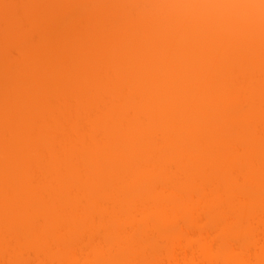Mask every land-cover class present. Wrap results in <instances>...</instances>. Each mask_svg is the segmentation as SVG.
<instances>
[{
  "label": "rangeland",
  "instance_id": "374dc122",
  "mask_svg": "<svg viewBox=\"0 0 264 264\" xmlns=\"http://www.w3.org/2000/svg\"><path fill=\"white\" fill-rule=\"evenodd\" d=\"M169 4L174 7V10L178 11L177 14L174 11H166ZM194 4L195 6L191 3L189 4V0H0V169L3 168L5 171V175L2 178L3 181L0 179L2 181L1 185L6 181H10L8 188L11 190H15L16 187L20 188L18 185L23 183L34 184L33 187L35 188V184L41 182L42 178H48L52 172L57 171L53 166L57 164L56 160H59L58 154L63 149L64 144H61V137L64 131L58 126L59 121L56 119H60L67 111L74 113V111L83 110L87 105L88 100L81 98L83 95V93L80 94L81 91L71 99L70 88L74 84L81 85L85 83L87 65L94 68L93 72L103 68L111 71L113 65H115V60L111 59L114 54L111 56L109 54L111 53L110 45L113 46L114 44L116 45L114 50L116 56L121 59L135 57L138 63L135 69L125 67V71L123 70L126 72L124 78H126L127 84L123 82L125 88L122 92H118L122 100L124 99L123 102L116 101L117 103L120 102V104L118 103L119 106H116L117 104L115 105V103L113 105H111L112 103L110 104L114 109L121 107L120 110H123V112L120 111V114L115 110L112 111L113 114L110 113L112 115L115 114V116L118 115L116 116L118 119H114L115 116L111 117L109 113L108 115L106 110L110 106L107 103L111 100L113 101L115 97L117 99L119 96L117 97L116 94L112 95V92L107 93V85L93 86L99 91L97 97L101 96L100 98L103 99L99 98L101 101L97 99L99 103L94 99L97 106L95 104L93 108V101H91V107L88 112L92 110L91 114L93 116L95 113H98L96 117L101 116L99 119L94 116L99 121L93 116H90L91 118L88 116L86 124L88 125L89 133L95 131L94 135L99 140L98 142L94 136L93 140H96V142H92L95 145L97 143V147L100 146L101 148L99 147L98 149L95 146V149L93 147L94 144H92L91 147L87 146L83 149L87 148L84 151L89 157L90 151L88 148L93 147L92 149L100 150L103 145L104 147L109 145L108 148L111 145H119L125 147L127 152L125 151L123 154L129 157L131 151L130 141L132 143L139 142L142 147L140 148L138 159L136 157L134 159L130 158L132 164L128 166V172L124 174V181L121 184L123 187H118L119 190L121 188L120 191H117L120 194H115L113 190L114 194H108V197H113L114 195L113 198H110V201L114 199L116 202H114V206L117 207L112 209V211L110 210L111 214H109L110 211H108L109 215L104 214V221L107 218L109 219V217L111 219L113 216L114 222H117L118 219L121 221L125 220V215L123 214L126 211L123 210H126L128 208L126 204L133 200L135 187L142 190V192L138 190V194L142 193L140 196H150L154 180L151 179V173H159L160 171H155V168L159 165L165 168L169 167L168 170L163 171L164 174L161 177L160 175L159 177H154L164 182L165 185L167 184L166 187L169 188L167 192L175 186V182H180L184 188L182 195L186 194V196L176 199H174L175 197H169L167 201V203L174 205L175 209H177L172 213L177 217H173L172 222L169 224L170 230L174 232L185 223V221L181 220L185 211L181 212L180 215V210H178L180 205L182 206V203L189 202L191 198H198L199 194L204 190L205 182H208L209 179L215 185L221 186L226 181L225 171L232 165H234L235 171L234 174L228 177L226 190L223 188L215 190L216 193L213 196L217 198L215 201L217 205L212 212H207V214L206 212L200 213L203 220L200 221L199 228L194 230L195 233L198 234V238L202 239L216 237L217 230L225 222H220L219 224L208 222V220H205V214L207 216L210 215V217L217 216L220 209L229 207L233 211L230 212L228 222H232L241 208L240 194L244 195L242 198L244 201H249L252 204L251 207L252 209L254 208L252 211H258L259 206H257L258 204L254 205V203L261 195V192L255 187V182L257 178L264 179V157L259 159L261 152H264V64L257 66L256 61L264 58V0H196ZM173 16L179 18L182 29L187 28V30L180 31L182 34L181 42L185 47L181 49L180 54H177L174 61L175 67H165V63L155 44L160 43L158 39L165 38L163 43L167 42L168 33L169 36L173 33L172 25L175 22L171 23ZM152 25L155 26L154 30L151 29L152 33L144 31L148 29V26ZM189 26L197 28L194 29ZM190 35L196 37V41L192 43L198 49H204V42L209 40L210 43L206 47L208 52L211 55L218 53L223 56L218 67L224 73L212 75L214 63L211 62L209 67L204 68L206 77L197 79L196 62H193L195 59L191 54V46L187 45ZM137 40L141 41L140 44L143 43L144 48H140V51L135 48L136 50L133 51L132 47L134 46L132 43ZM128 53L132 54L129 55ZM68 56L73 59H68ZM229 66L231 67L230 70ZM145 68L149 69L145 80L141 78V81H139L140 79L136 80V83L133 80L134 74H130L133 72L131 70L142 69L143 71ZM173 71L182 73V77L172 81L170 75L173 74ZM225 71L227 74H234V76H228L229 79L226 78ZM159 76L162 77V80ZM166 76L169 77L167 78ZM146 79L147 82L149 81L146 83L148 88L144 89L142 84L145 83ZM125 80L123 79V81ZM175 82L178 87L174 88L176 90L173 96H170L169 94L172 95V92L168 93V89L170 87L169 90L171 91L173 85H176ZM133 83L137 87L133 86ZM227 84L234 91L241 92V95L244 94L242 95V98H244H241L242 100L240 101L241 105L240 103L234 107L226 105L225 92L228 91ZM126 85H130L132 88L128 89ZM139 85L142 87L140 88ZM126 88L128 91H125ZM51 90L55 91L53 99L50 95ZM206 90L210 91V93L208 94ZM145 91L149 92L150 95L145 94ZM156 93L158 94L157 96L155 95ZM104 94L106 98H110L104 99ZM246 95L251 98H247ZM251 95L253 97L256 95L257 97L254 99ZM158 97L160 98L159 103L162 101V105H160L164 109L169 107H167L170 104L169 102L175 101L172 110L173 115H171L172 121L169 122L170 119L167 118L164 109L161 108L162 111L159 110L158 107L160 105H157L158 102L157 104L155 103ZM210 99L212 101L213 99L216 100L218 105L222 106V115L220 113H217L219 115L215 114L216 108ZM124 101L126 102L124 103ZM142 102L147 103L149 106H145L146 104ZM137 103L139 107L142 104L145 107L139 108ZM145 108L149 110L148 113L150 112L148 115L144 113L146 111H144ZM42 109H46L44 114ZM141 109H143L145 115L141 113ZM102 112L107 115L106 118H113V121L110 120L111 122L117 120V123L111 124L108 119H105V116H102ZM229 113L232 114L235 121H237L236 123H238V125H235L236 123L234 122L235 126L231 129H228L224 120ZM44 117L48 119L52 117L55 120L43 122L42 119ZM102 120L105 126L107 124L106 127L103 125L105 128L102 127ZM105 120L108 122L105 123ZM97 122L101 123V125ZM97 124L101 127H98ZM119 124L123 126L121 125V128L117 127ZM156 124H160V126ZM109 126L112 127L109 128ZM156 127L159 128L155 129ZM119 128L122 131L119 134L117 133V136L116 134L114 135L115 132L113 131L116 130L117 132ZM106 129L110 133L107 134ZM151 130L155 131L157 136H151L152 139H149ZM105 134L110 136V138L105 136ZM218 134L219 142L217 141L218 139H215L216 141L213 140L215 135L218 136ZM199 135L200 140L195 141L194 136ZM23 137L27 139L26 143L20 141ZM104 137L109 138V140L104 139ZM193 140L197 145L196 148ZM20 142L27 149L24 154H21ZM243 144L248 150L244 149ZM50 146L55 151L56 157L50 165L49 163H40V155ZM77 149H75L76 154L83 150L81 147ZM103 149H107V146ZM245 150L247 152H244ZM84 151L79 154H83L86 157L87 155L84 154ZM83 155L82 157H84ZM22 156L24 159H22ZM88 157L86 158L88 159ZM91 157L92 155H90L89 159ZM79 158L76 161L74 160L77 167H75L74 162L73 165L70 164L72 168L73 166L77 168L74 174V176H77L76 178L79 177V174H83V170L86 168L82 166L84 162L81 156ZM87 159L85 162L91 161L93 163L92 160L88 159L87 161ZM111 161H107L110 163L101 166L103 168L100 167L101 170H110L109 168L114 165L113 163L111 165ZM70 165L68 166L69 170H67L69 172ZM91 165H93V167L91 166L93 169L94 164ZM118 166L122 169L125 168L119 163L116 164V167ZM33 171L39 174L38 177L34 178V181ZM41 172L43 173L41 174ZM69 172L68 174L73 173ZM84 172L86 173L85 170ZM93 172L92 175H87V178L89 176L94 177L93 174L95 175V173ZM239 172H241L242 177L238 181L243 184L242 188L245 187L243 193L238 191L236 176ZM29 173L32 174L28 176L27 174ZM85 173L82 176L80 175L81 178L86 175ZM98 176L97 178L101 175ZM81 178L77 180L79 181ZM89 179L93 178L90 177ZM262 180L260 185L264 187V180ZM105 182L106 180H102L103 184ZM178 185L181 187L180 184ZM103 188L105 189L102 186L101 189ZM101 191L106 192L104 190ZM112 191L109 190V192ZM74 193L79 195L82 193L78 185L74 189ZM107 193H101V199L100 197L98 198L100 200L104 199L102 195L106 197ZM145 194L147 195L145 196ZM36 197L37 193L33 190V201H35L33 206L40 207L37 204ZM108 197L103 201L108 199L107 201L109 202ZM84 198L82 197L78 201L81 207L86 206L85 202L87 201ZM221 199H225L222 204L220 203ZM262 200L261 203L264 204V198ZM103 201L100 202V205ZM107 201L103 203V207L105 204L107 205ZM139 203L133 211L137 216L136 220L141 222L135 221L134 224H159L161 220L158 218L159 216H156V213L155 215L153 213L148 214L144 221L141 219L146 214L142 211L141 203ZM112 204L113 202H110V205ZM263 204L262 206H264ZM256 206L257 208H255ZM81 207L77 209V213L72 210L67 211L62 218H66L69 214L74 215L78 219H80L79 216L81 215L88 216V213L85 215L81 214L87 212L85 209L83 211ZM115 209L118 211H115ZM263 210L259 211V216L262 217L260 221H264ZM113 211L117 215L119 213L118 216L120 217L116 218V214ZM98 215L101 217L97 213V219H99ZM57 216H60V214ZM8 217L12 219V214L8 213ZM109 222H111L110 228L113 226L116 228V224L119 221L116 224L112 221ZM255 224L247 233H250L249 235L254 234L253 238H257V241L254 239L255 241L252 242L249 235L244 233L248 235L251 242L247 243V246L251 249L250 255L244 257L249 264L261 262L254 244L258 242V236L256 235L264 237V224L260 222L263 226L259 225L263 230H260ZM0 225L6 226L5 221L1 222ZM254 226L257 230H253ZM113 230H115L114 227L111 231ZM145 230L150 233L148 229ZM22 231H25V228ZM94 233L97 234V238L94 236L97 240L91 237V239L94 238L92 240L93 243L98 241V238L102 235L99 230L97 233L94 231ZM59 239L51 241L46 235L42 238L35 236L21 239L13 238V250L8 252L11 260L7 264H17L20 261H22L20 264H67L66 258L71 253H77L80 259L89 257L93 260L95 258L94 253L80 246L83 242L71 243L72 247L65 250L64 247L66 245L56 242ZM38 242L43 244L37 249ZM215 242V246L221 245L219 249H221L222 253L218 258L219 263L230 264L232 257L229 255L228 248L224 247L218 240ZM101 243L104 244V240ZM98 244L96 243L95 245ZM231 245L234 246V243L232 242ZM40 249L42 250L40 251ZM187 253L199 264H208L207 258L199 256L195 249L187 246ZM126 254L128 253H124V257L120 255L113 256L112 259L115 264H121L123 260L129 258H126ZM176 255L177 257L183 256L179 252H176ZM16 257L19 259L18 262H16ZM179 264L189 263H185L184 260L180 259Z\"/></svg>",
  "mask_w": 264,
  "mask_h": 264
},
{
  "label": "bare ground",
  "instance_id": "6f19581e",
  "mask_svg": "<svg viewBox=\"0 0 264 264\" xmlns=\"http://www.w3.org/2000/svg\"><path fill=\"white\" fill-rule=\"evenodd\" d=\"M194 2L196 3V0H189V4L191 3L193 6H195ZM191 8H193V7H191ZM197 9H199V8H197ZM167 10L171 11V12L174 11L175 14H177V12H178L176 9L174 10V7L170 6V4L166 8V11ZM189 15L192 16V14H190V13H189ZM196 15H198V14H196ZM154 17H155V15H154ZM173 17H172V21H171V23L173 21H175V22H173V25H172V29H174L173 33L170 36L168 33L167 42L163 43L165 40V38H164V39H158V42H160V43L155 44L157 46V48H156L157 51L160 52V56L163 59V62L165 63V67H175L174 61L177 57V54L181 51V49L183 47H185L184 44L181 42V35L182 34L180 33V31L187 30V28L182 29L180 26L181 22L179 21V18H176V16H173ZM189 19H191V18H189ZM189 27L194 28V29L197 28L195 26H189ZM151 29L154 30L155 26L154 25H152L150 27L148 26V29L144 30V31H147L148 33H152ZM188 39H189V43L187 45L191 46V54H192V57L195 59V60H193V62H196V67H197L196 68V71H197L196 77H197V79H203L206 77V72H205L204 68L209 67V63H211V62L214 63V70H213L212 75L213 74L219 75L221 73H224L221 70V68L218 67L219 62L223 58V56L221 54H218V53H215V55H211L208 52L206 47H207V44L210 43L209 40L204 42V49L203 48L198 49L196 46H193V43H192L193 41H196L195 40L196 37H194V36L192 37L190 35ZM204 40H206V38H204ZM140 43H141L140 40L134 41V43H132L134 46V47H132V50L135 51L137 49L138 51H140V48L143 49L144 48L143 43L142 44H140ZM110 46H111V48H110L111 53L109 55L111 56L112 54H114L111 56V59L113 61L115 60L114 61L115 65H113L111 71L109 69L105 70L103 68L101 70H97L96 72H93L94 68L89 67V65H87V68H86L87 73L85 75V79H86L85 83H83L81 85L74 84L70 88L69 92H70V96H72L71 99L73 98V96H77L81 91L80 94L83 93L81 98H85L86 100H88L87 105L83 108V110H80L77 112L74 111V113L71 111H67L61 116L60 119H56L59 121L58 126L62 129V131H64L62 134V137H61V144H64L62 147L63 149H61L60 153L58 154L59 160H56L57 164H55V166H53L56 168L57 171L52 172L48 176V178H42L41 182H39L38 184H35V188L33 187L34 184L28 185V184L23 183V184L18 185L20 188L16 187L15 190H11L8 188V183H11L10 181H6L5 183H3L1 185V182L3 181L2 180L3 175H5V171L3 170V168L0 169V179L2 180V181H0V223L5 221V225H6V226L0 225V264H7V263H9V260H11V259H9L11 257L9 256L10 254H8V252L9 251L11 252L13 250V248H12V239L13 238L21 239V238H28V237L31 238L33 236H35L37 238H42L44 235L49 237L51 241H54L57 238H60L59 240L62 242H60L59 240H57L56 242L57 243L59 242V244L62 243L63 245H66L64 247L65 250H68L72 247L71 243L83 242L84 245L81 243L82 245L80 244V246H83L84 249L94 253V255H95V258L93 260H91L89 257H86L84 259H80L77 253H71L66 258L67 264H115V261L112 259L113 256H119L120 255L121 257H124V253H128V254H126V258L127 257H129V258L123 260V262H121V264H179L180 259L184 260L185 263L199 264V262H196L192 256L188 255L187 246L195 249L199 256L207 258L208 264H220L218 258H219V255L222 253L220 251L221 249H219V247H221V245L215 246L216 240L220 241L224 247L228 248L229 255L232 257L230 264H249L247 261H245V258H244V257L250 255L251 249L247 246V243H249L250 240L252 242L255 241L254 239H256V241H257V238H253L254 234L249 235L250 233H247V232H249L252 229L254 223H256L255 225H257L258 227H259V225H261L260 222L264 224V221H260L262 217L259 216V211L263 210V208H264V206H262L263 203H261L263 201L262 198H264V187H261V185H260L262 178L258 179L256 177L257 181L255 182V185H256L255 187L257 188L258 191L261 192V195H259L258 198L256 197L257 200L254 203V205L258 204L257 205V206H259L258 211H252L254 209V208L252 209V207H251L252 204L249 201H244L242 199L244 195L240 194L239 197L241 198V201H242L241 202V208H240V211L237 212V215L233 218L232 222H228V219L230 217V212L233 211V209L229 208V207L220 209L219 214L217 216L210 217V215H208V216L206 215L207 212H212L217 205V203L215 202L217 200V198H215L213 196L216 193L215 190H217L219 188H223L226 190V188H227L226 183H227L228 177H229V175L234 174V171H235L234 167H233L234 165L229 166V164H228V166L230 168L225 171L226 172L225 173L226 181H224L221 184V186L215 185L213 182H210V179H209L208 182L207 181L205 182V187L203 188L204 190L202 191V193L199 194L198 198H196V199L191 198V200L189 202L182 203L183 204L182 206L180 205L178 210H180V215H181V212L185 211L181 217V220L185 221V223L183 226H179L175 230V232L170 230L169 224L172 222L171 220L173 217H177L175 214H172L174 212V210H177V209H175L174 205L167 203V201H168L169 197H171V198L175 197L174 199H176V198H180L181 196H186V194L182 195L183 194L182 191L184 188L182 187L180 182L179 183L175 182V186L169 192H167V190L169 189L166 187L167 184L165 185L164 182L159 181V179L154 178V177H159V175L161 177V175L164 174L163 171L168 170V168H169V167L165 168V167L160 166V165L155 168V171H157V172L160 171L159 173H151V179L152 180L154 179V180L152 182L150 196L147 194H145V196L147 195V197L140 196V194L142 195V193H140V192H142V190H139L138 187H135L134 191H133V195H134L133 200L129 201L128 204H126V205H128L127 206L128 208L126 210L123 208L124 209L123 211H126L123 214V215H125V220L121 221L118 219L119 222L117 220H115L118 222V224H116L117 222H114V216L112 217L113 219L112 218L110 219V217L108 216L109 219L107 218L104 221V219H105V218L103 219L104 214L107 215L109 213L108 211H110V210L112 211V209L117 207V206H114V202H115L114 199H113V201H110V198L112 196L108 197V194L110 195V193H113V191L115 194L116 193L120 194V192H117L119 190L118 187H121V188L123 187L121 184H123V181H124V174L128 172V170H127L128 166H130V164H132L131 159H134L135 157L138 159L139 153H140L139 151L141 150L140 148L142 147L141 143H139V142H133L132 143V141H130L131 151L129 153V157H127L123 154L126 151L125 147H121L119 145L118 146L116 145L117 147L111 145L110 146L111 148L110 147L108 148L109 145H106L107 149H103L106 147V146L104 147V145H103L102 149L98 150L100 146L97 147L98 144L97 143H96V145L94 144L96 142V140H98V139H96V136L94 135L95 131L92 130L93 133H91V132L89 133V128H88V125L86 124L87 117L89 116V118H91L93 116L91 114L92 110L90 112H88L90 107H91L90 106L92 103L91 101H93V104H92L93 105L92 108H93L94 105L96 104V101H94V99L97 100L101 97V96L97 97L99 94V91L97 89H95L93 86L94 85L95 86H101V84L107 85V88H106L107 93L112 92V95L116 94L117 97L118 96L120 97V98L118 97L116 99V97L114 98L112 95H109V96H112L114 98V100L113 101L111 100L110 102L107 101L108 102L107 104L110 105L112 103L111 105H113V103H115V105L117 104L116 106H119L120 102H123V100H124V99L122 100L120 93H118V92H122L125 88L124 83L126 82V80H125L126 78H124V77L126 76L125 75L126 72H124L125 71L124 69H125V67L126 68L130 67L131 69H135V66H137V63H138L136 61L135 57H131V58L128 57V59H127V57L124 59L119 58V56H116L114 53L116 45L113 44V46L112 45H110ZM175 47H177L176 50H175ZM128 54L131 55L132 53H128ZM189 56H190V54H189ZM67 58L73 59L71 56H68ZM263 64H264V58H261L258 61H256L257 66L263 65ZM50 69H51V71H53L52 68H50ZM230 69H231V67L229 66V70ZM131 71H133V72H131L130 74H134L133 80L135 82H136V80L138 81L139 79H140L139 81H141V78L143 80H145V77L149 73V69H147V68L143 69V71H142V69L131 70ZM172 73L173 74L170 75V78L172 81H174L173 79L181 78L183 75L182 73L175 72V71H173ZM161 75H163V74H161ZM165 75H166V73H165ZM226 75H227L226 78H228V79H229L228 76H234V74H232V73L227 74V72H226ZM149 76H150V74H149ZM127 77H128V75H127ZM138 77H140V78H138ZM159 77H161V76H159ZM166 77L168 78L169 76H166ZM196 77H195V79H196ZM123 79L125 81H123ZM161 80H162V77H161ZM148 82H147V79H146L145 83L143 82L144 84L139 82L142 84V86H144V87H142L141 85H139L140 88L141 87L144 89H146V87L148 88V86L146 84ZM176 82H177V80H176ZM176 82H175V84H176ZM126 84H127V82H126ZM133 86L137 87V85L135 83H133ZM179 86H181V85H179ZM126 87L128 89L132 88V87H130V85L129 86L126 85ZM177 87H178L177 84L173 85V88H171V91L169 90L170 89V87H169L168 93L172 92V95L169 94L170 96H173V93L176 90L174 88H177ZM227 87H228L227 88L228 91L225 92L226 93V98H225L226 99V105L229 107L237 106L240 103V101L244 98V97L242 98V95H244V94L241 95V92L234 91L232 89V87L229 86L228 84H227ZM127 88L125 89V91L127 90ZM110 89H111V91H110ZM77 90H79V91L76 93ZM206 92L208 94L210 93V91H207V90H206ZM250 93H249V95H250ZM124 94H126V93H124ZM145 94L150 95L149 92H146ZM50 95L53 99L55 97V91L51 90ZM155 95L157 96L158 94L156 93ZM156 96H154V97H156ZM104 97H105L104 99H106V100H107V98H110V97L106 98V95ZM112 97H111V99H113ZM248 97H250V96H247V98ZM255 97H257V96L255 95L253 98L255 99ZM172 98H174V97H172ZM100 99H103V98H100ZM158 99H159V101H158ZM158 99H156V101L154 100L155 103L157 104V102H158L157 105H160V104L162 105V101H161V103H159L160 102L159 97H158ZM99 100H97V102ZM116 101H120V102H118L119 104ZM210 101L213 103V105L216 108L215 114L219 115L217 113H220V115H222L223 114L222 106L218 105V103L214 99H213V101L210 99ZM125 102L126 101H124V103ZM173 102H169L170 104L172 103V105H170V104L167 105V107L169 106L168 108L165 107V109H164V107L162 108L161 105L158 107L159 110H161V111H162V109H164L165 114L167 115V118L170 119L169 122L172 121L171 115H173L172 110H173V104H175V101H173ZM143 104L140 107L144 108L145 106L148 105L147 103H145L146 105L143 107ZM241 104L242 103H240V105ZM111 105L108 106V108L106 110L107 114L112 113L113 110H115L118 114L121 113L120 111L123 112V110H120L121 107L119 109L118 108L114 109ZM121 105H123V103H121ZM95 106H97V104ZM110 107H112V108H110ZM138 107H139V104H138ZM95 108L97 109V107H95ZM158 108H157V110H158ZM123 109H125V108H123ZM42 110H43L42 113L44 114L46 112V109H42ZM141 110H142V112H141L142 114L146 113L148 115L150 113V112L148 113L149 110H147L146 108L144 109V111L146 110L145 112L143 111V109H141ZM92 113H94V112H92ZM104 113H105V110H104ZM104 113L102 112V114H103L102 116L103 117L105 116V119L106 120L108 119V121L111 122L110 120H112L113 118L112 119L106 118L107 115H105L106 113L105 114ZM112 114H110L111 117L112 116L114 117L115 114L114 115H112ZM96 115H98V113L94 114L95 117H96ZM94 116H93V118H95ZM100 116H98L96 118L99 119ZM116 116H118V115H116ZM108 117H110V116H108ZM115 117H114V119H118L117 117L116 118ZM167 118H166V120H168ZM98 119H96V120H98ZM53 120H55V119H53L52 117L49 119L44 117L42 119L43 122H48V121L52 122ZM103 120L101 121V123H103ZM224 120L226 121L225 124L227 125L228 129H231L233 126L238 125V123H236L237 121H235V119L233 118L231 113H229V115L226 118H224ZM108 121H106L105 123H107ZM114 121L116 122L117 120H114ZM115 122H111V124L112 123L114 124ZM234 122L236 123L235 125H234ZM101 123H98V124L101 125ZM118 123H119V121H118ZM156 123H158V122H156ZM95 124H96V122H95ZM100 125H98V127H101ZM103 125H104V123L102 124V127L105 126V125L104 126ZM119 125L117 127L121 128L123 126L122 124H119ZM156 125L160 126V124H156ZM106 126H107V124H106ZM112 126H109V128ZM120 128L118 129L119 132L118 131L116 132V130L113 131V132H115L114 135L116 134V136H117V133L119 134L122 131V129L120 130ZM158 128L159 127H156L155 129H158ZM107 129H108V127H107ZM107 129H106V132H107ZM101 130H102V128H101ZM147 130H149V129H147ZM104 131H105V129H104ZM104 131H103V133H104ZM151 132L149 133V135H150V137H148L149 139L151 138V136L152 137L157 136L156 135L157 133L155 131L151 130ZM108 133H110V131L107 132V134ZM139 134H140V132H139ZM196 135H198V134H196ZM94 136L96 139L95 141L93 140ZM105 136H108V135L105 134ZM108 137L110 138V136H108ZM198 137H199V139H198ZM218 137H219V134H218V136L215 135L213 140L218 139L217 141L219 142L220 138H218ZM109 138L107 139L106 137H104V139H107V140H109ZM194 138L196 139L195 141H199L200 135L196 136V137L194 136ZM102 139H103V137H102ZM119 139H121V138H119ZM26 140L27 139L25 137L20 139V141H22V143H26ZM100 141H101V139H100ZM195 141L193 140V142H194L193 144L195 145L194 147L196 148L197 145L195 144ZM98 142H99V140H98ZM22 143L20 144V149H21V154H24V153H26L27 149H25V146ZM197 143L200 144L199 142H197ZM92 144H94L93 147L95 149H96V147L98 149L97 150L92 149L93 147L88 148L90 151V153L88 152L89 157H90V155H92V157H91L92 159L91 158L89 159L88 154H86V152L84 151L85 149L87 150V148H85V149H83V148L87 147V146L91 147ZM244 145L245 144H243V146ZM78 147L79 148L81 147L83 149L82 152L84 151V154L87 155L86 157H88L89 160H92L93 163H91V161L89 162L88 159L83 154L82 155L84 157H82V155L79 154L82 152H79L78 154H76L75 149H77ZM244 149H247V148L245 147ZM247 150H245L244 152H247ZM54 152L55 151L52 149L51 146L49 148H46L43 151V153L40 155V163H49V165H50V163L56 157V154ZM79 155L81 156V158L83 159V162H84L82 165L83 168L86 167V168H84L86 173L83 170V174L84 173L86 174L84 176L85 178L84 177L81 178V176L83 175L82 173L79 174L78 178H76L77 176H74V174L77 170V168H75L77 166H76V163L74 162V160L76 161V159H80ZM263 157H264V152H261V156L259 159H262ZM84 158H86L88 162H85L86 159L84 160ZM22 159H24L23 156H22ZM110 160H112L111 165L114 164L112 167L110 166L111 167V168H109L110 170H108V171L101 170V168H102L101 166H104L106 163H110V162H107ZM118 163L122 166H125V168L122 169V168H120V166L116 167V164H118ZM65 164H66V166H65ZM70 164H72V165L74 164L75 167L73 166V168H72V165H70ZM91 164H94L93 169L91 168V166L93 167V165H91ZM69 165H70V172L67 171V170H69L68 169ZM90 169H92L93 171L95 169V171L93 172ZM80 170H82V169H80ZM90 171L95 173L96 177L93 174L94 177L89 176L87 178V175H92V172H90ZM43 172H41V174ZM68 172L69 173L73 172V173L68 174ZM240 173L241 172H239L238 175L236 174L237 175L236 180L238 183V191L239 192L241 191L243 193L244 192L243 189L245 187L242 188L243 184L240 183V181H238V179L240 180L242 177V175ZM31 174L32 173H29L27 175L30 176ZM38 175L39 174H37L35 171H33V181H34V178L36 176L38 177ZM98 175L99 176L101 175V176L99 177ZM97 176L99 178H97ZM90 177L93 179H89ZM79 178H81V180L78 181L77 179H79ZM102 180H106V182L103 184ZM178 184H180L181 187ZM75 185L76 186L78 185V187L81 188L82 193L80 195L78 193H74V189L76 188ZM102 186L105 187V189L104 188L101 189ZM84 188L86 189V191ZM116 188H117V190H115ZM121 188H120V190H121ZM107 189H109L111 191L113 190V191L109 192V190H107ZM33 190L36 191V193H37L36 201H37V204L40 205V207H37V206L34 207L33 206V204L35 202V201H33ZM101 190H104L106 192H103ZM138 190L140 191L139 192L140 194H138ZM201 190H202V187H201ZM107 192H109V193H107ZM101 193H105V194L107 193V196L105 197V195H102V198H104V199H106L107 197L109 198V202L107 201L108 199L105 200V201H107L108 206L106 204H105L106 206L105 205H104V207L102 206L103 203H106V202L103 201L104 199L100 200L101 199V197H100ZM121 194H123V193H121ZM26 195H27V198H26ZM84 196H86V197L84 198ZM82 197L87 201V202H85L86 206L84 205V207L83 206L81 207V205H79V202H78L79 199H81ZM98 197H100V199ZM113 197H114V195H113ZM221 200L222 201L220 203L222 204L225 199H221ZM102 201H103V203L100 205V202H102ZM110 202L111 203L113 202V204L110 205ZM138 202L141 203V204L140 203L139 204L142 206V211L146 214L145 217L144 216L141 217V219H143V221H144V218H147L148 214L153 213L155 215V213H156V216H159L158 218H160V220H161L160 223L159 224H151V225H149L148 223L147 224L144 223L142 225H135L134 224L135 221H140V220H136L137 216H136L135 212L133 211V209L138 206ZM257 206L255 208H257ZM80 207L82 208L83 211H85V210L87 211V212H83L81 214L85 215L88 213V216L87 215H85V216L81 215V216H79L80 219H78L74 215L69 214L67 216L68 218L67 217L62 218V216L69 210H72V211H74V213H77V209H79ZM118 207L120 208V206H118ZM119 208H117V209L119 210ZM125 208H126V206H125ZM117 209H115V211H118ZM111 211L109 214H111ZM201 212H206L205 220H208V222L218 223V224L220 222H222V223L225 222L217 230L216 237L215 236L213 238L209 237L208 239L198 238V234H196L194 230L199 228V226H200L199 223L201 220H203V218H201V215H200ZM263 212H264V210H263ZM8 213L12 214V219H10L8 217ZM97 213L100 214V216H101V217H99V215H98L99 219H97V217H96ZM55 214L56 215L60 214V216H57L58 217L57 218ZM115 214H116L115 215L116 218L120 217V216H118L119 213H118V215H117V213H115ZM256 220H257V222H259V221L260 222L257 223ZM109 221H112L113 223L116 224V228H115V226H113L114 225L113 223H112L113 225L111 224L115 230L111 231L113 227L110 228L111 222H109ZM159 226H162V227H159ZM262 226L263 225H261V227ZM230 227H232V228H230ZM24 228H25V231H22ZM108 228L110 231L108 230ZM263 228L262 229L260 228V230H263ZM97 229L99 230V232L102 233V235H100L99 238H100V240L103 238L101 241L104 240V244L101 243L99 238H98L99 242L96 241L97 240L96 239L97 234L94 233L95 234L94 235L93 232L96 231V233H97V231H98ZM145 229H148L150 231V233H148L147 230H145ZM253 230H257L255 228V226H254ZM244 233H247L251 239L249 240L248 235L244 234ZM101 236H103V237H101ZM256 236H258V242H256L254 244V247L257 248V251H258L257 255L259 257V260L262 262V263L259 262L257 264H264V240H263L264 237L260 236V235H256ZM91 237H94L96 239V240H94V241H96V242H94L95 244L96 243L97 244L99 243V244L95 245L92 242V240L94 238L91 239ZM259 237H261V238L259 239ZM262 237H263V239H262ZM246 238H247V240H246ZM231 241L234 243V246L231 245V243H232ZM246 241H248V242H246ZM42 244L43 243L38 242L37 246H36L37 249ZM41 250L42 249H40V251ZM176 252L181 253V255H183V256L177 257ZM13 259H15V258H13ZM18 261H19V259H17V257H16V262H18ZM20 262H22V261H20ZM20 262H18V263L20 264ZM223 264H227V263H223Z\"/></svg>",
  "mask_w": 264,
  "mask_h": 264
}]
</instances>
